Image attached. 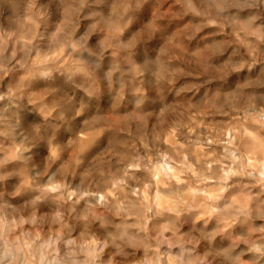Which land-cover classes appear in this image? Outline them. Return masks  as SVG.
<instances>
[{
	"label": "clouds",
	"instance_id": "obj_1",
	"mask_svg": "<svg viewBox=\"0 0 264 264\" xmlns=\"http://www.w3.org/2000/svg\"><path fill=\"white\" fill-rule=\"evenodd\" d=\"M0 264H264V0H0Z\"/></svg>",
	"mask_w": 264,
	"mask_h": 264
}]
</instances>
